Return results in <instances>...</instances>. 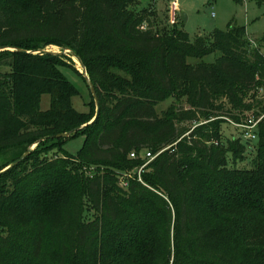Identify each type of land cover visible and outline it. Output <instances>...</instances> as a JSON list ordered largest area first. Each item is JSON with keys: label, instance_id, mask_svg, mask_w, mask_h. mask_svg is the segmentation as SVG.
Returning a JSON list of instances; mask_svg holds the SVG:
<instances>
[{"label": "trees", "instance_id": "1", "mask_svg": "<svg viewBox=\"0 0 264 264\" xmlns=\"http://www.w3.org/2000/svg\"><path fill=\"white\" fill-rule=\"evenodd\" d=\"M141 2L0 0V47L70 49L100 105L74 108L70 56L0 51V171L43 139L0 174V264H264V54L244 26L191 38ZM83 125L76 155L50 137Z\"/></svg>", "mask_w": 264, "mask_h": 264}, {"label": "rangeland", "instance_id": "2", "mask_svg": "<svg viewBox=\"0 0 264 264\" xmlns=\"http://www.w3.org/2000/svg\"><path fill=\"white\" fill-rule=\"evenodd\" d=\"M171 1L157 0L154 2L158 13L156 21L160 27L164 23L170 25L165 15L167 13L168 16ZM151 2V0H142L140 7L148 6ZM177 2L180 6V13L183 12L186 15V21L178 24V26L186 31L191 38L195 35L209 37L214 29L225 30L228 24L232 22L233 24L244 26L248 37L253 44L260 46V50L264 54V45L257 43V40L264 34V0H177ZM45 49L61 51V48L57 45H47ZM217 56L218 53H212L205 56L203 60L214 62ZM63 60L71 65L74 63L73 66L81 70V67L72 58L71 61L68 58H63ZM189 60L195 61L196 59ZM59 69L63 76L79 91V94L72 98L74 108L80 112L92 113L95 111L91 106L87 107L86 105V103L91 102V97L82 76L69 66H61ZM257 92V96H263L260 89ZM48 102V96L43 95L41 100L42 108H47ZM170 103L171 100L161 103L158 106V110L166 108ZM178 103L187 108L183 98L179 99ZM90 108L91 110L89 111ZM238 125L228 121L222 125V131L229 137L242 136L245 130L243 131L244 128H240ZM242 138L243 140L247 139L244 136ZM84 140L85 135L82 133L69 137L63 142L62 151L69 155H76L83 146ZM252 144L255 146L256 142L253 141ZM253 154V152H250V155ZM121 182L125 183L123 178Z\"/></svg>", "mask_w": 264, "mask_h": 264}, {"label": "water", "instance_id": "3", "mask_svg": "<svg viewBox=\"0 0 264 264\" xmlns=\"http://www.w3.org/2000/svg\"><path fill=\"white\" fill-rule=\"evenodd\" d=\"M181 17V20L182 22H185L186 21V15L184 13H181L180 15ZM6 49H9V50H19V51H22V52H27V53H31V54H37V53H42V54H54V55H67V56H70L72 58V60L74 61H77L79 66L81 67V70H79V72L84 76V79H85V82H86V85L90 91V93L92 94L93 96V99H94V102H95V107H96V110H95V116L94 118L92 119V121H94L98 115H99V112H100V105H99V99H98V96H97V93H96V90L94 88V85L92 83V81L90 80L87 72H86V69L81 61V59L73 52L71 51L70 49L68 48H65L61 51H50V50H47L45 48H41V49H38V50H35V51H27V50H22V49H15V48H10V47H0V51L1 50H6ZM91 122V121H90ZM83 126H80V127H77L75 128L73 131L71 132H64V133H59V134H56L54 136H50V137H56V138H67L69 137L72 133H75L77 132L78 130H80ZM43 139H40L38 141H36L35 143H33L31 146L28 147V150L26 152H24L18 159H16L14 162H12L11 164H9L5 169L1 170L0 171V174L5 172L6 170H9L11 169L12 167L16 166L19 162H21L28 154L31 150H33L36 145Z\"/></svg>", "mask_w": 264, "mask_h": 264}, {"label": "built area", "instance_id": "4", "mask_svg": "<svg viewBox=\"0 0 264 264\" xmlns=\"http://www.w3.org/2000/svg\"><path fill=\"white\" fill-rule=\"evenodd\" d=\"M180 18V12L178 10L177 7V0H172L170 2V6H169V10H168V23L169 24H175ZM256 124L253 123L252 125H244V124H239L238 127L244 128L243 130H245L244 132V137L247 139H255V134L253 132V127ZM131 157H135L134 153L130 154ZM146 156L148 158H152V156L150 155V153H147ZM147 163H145L144 165H142L139 169L138 172L140 173V171L142 170V168L146 165Z\"/></svg>", "mask_w": 264, "mask_h": 264}, {"label": "crops", "instance_id": "5", "mask_svg": "<svg viewBox=\"0 0 264 264\" xmlns=\"http://www.w3.org/2000/svg\"><path fill=\"white\" fill-rule=\"evenodd\" d=\"M155 1H157V0H153V1H152V2H153L152 5H153V7L156 9V7H155V3H154ZM177 7H178V10H179V7H180V6H179V3H178V2H177ZM156 10H157V9H156ZM179 12H180V11H179ZM181 13H183V12H181ZM181 13H180V14H181Z\"/></svg>", "mask_w": 264, "mask_h": 264}, {"label": "bare ground", "instance_id": "6", "mask_svg": "<svg viewBox=\"0 0 264 264\" xmlns=\"http://www.w3.org/2000/svg\"><path fill=\"white\" fill-rule=\"evenodd\" d=\"M75 63H77L78 64V62L77 61H75ZM79 65V64H78Z\"/></svg>", "mask_w": 264, "mask_h": 264}]
</instances>
